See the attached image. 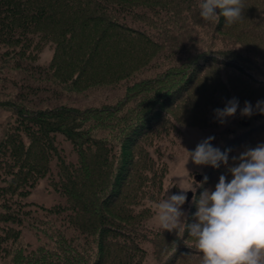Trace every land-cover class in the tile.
Listing matches in <instances>:
<instances>
[{
	"label": "trees",
	"instance_id": "1",
	"mask_svg": "<svg viewBox=\"0 0 264 264\" xmlns=\"http://www.w3.org/2000/svg\"><path fill=\"white\" fill-rule=\"evenodd\" d=\"M200 2L0 0V87L9 74L24 81L0 89V264H143L145 243L157 264H202L183 228H143L142 204L161 200L167 173L147 148L178 126L215 127L213 110L233 97L239 107L264 101V0H243L244 19L231 25L204 21ZM104 91L113 95L99 106L67 102ZM228 125L219 149H230L229 164L264 144L259 110ZM221 174L225 165L206 166L196 197ZM41 180L59 203L27 202Z\"/></svg>",
	"mask_w": 264,
	"mask_h": 264
},
{
	"label": "clouds",
	"instance_id": "2",
	"mask_svg": "<svg viewBox=\"0 0 264 264\" xmlns=\"http://www.w3.org/2000/svg\"><path fill=\"white\" fill-rule=\"evenodd\" d=\"M246 6L243 0H201L199 15L207 22H219L222 16L231 25L244 19ZM219 9L217 14L215 11ZM239 101L233 97L223 108L213 110L216 119L224 123L234 116ZM240 115L250 117L256 110L264 114V101L252 105L244 101L239 108ZM207 137L199 142L194 150H187L185 165L191 160L197 166L219 168L226 166V174H221L214 190L204 189L199 197L195 193L207 182L191 183L175 194H168L169 187L157 203V220L163 230L177 232L183 228L196 240V247L202 255V264H264V144L247 148L238 156L232 157L230 149L221 151L214 147ZM184 165V167H185ZM231 177L230 179L228 177ZM193 193L196 211L194 222L188 223L182 205L187 201V193Z\"/></svg>",
	"mask_w": 264,
	"mask_h": 264
},
{
	"label": "rangeland",
	"instance_id": "3",
	"mask_svg": "<svg viewBox=\"0 0 264 264\" xmlns=\"http://www.w3.org/2000/svg\"><path fill=\"white\" fill-rule=\"evenodd\" d=\"M51 55L52 48L49 45L44 47L38 56V60L35 66L37 67L38 65H46L50 60ZM9 75V77H6L2 80L0 87L1 91H3L4 93H16L17 91H22L21 86L22 84H24V81H22L21 76L19 74ZM102 93L103 94L101 95L93 94L92 96L87 98L72 97L67 99V102L68 104H72L79 108L99 106L102 103L108 102L112 98L111 95H113V92L111 91H104ZM239 108H243V106ZM239 108L237 110V113L234 116L226 118L224 123H220L217 120V125L215 127L208 126L206 129H197L194 127L178 126L177 128H175V132L173 131L167 136L155 139L152 144L153 146L147 148V151L150 155H152V158L155 161L160 160V163L165 165L167 168L166 176L164 180H162V197L164 196L165 191L172 185L174 186L168 190V194H175L180 191L179 188H185L188 186V184L191 183V177L188 176L186 169L196 182L200 179V176H203V171L206 166L194 165L190 159L185 165V162L187 160V153L185 149L189 151L194 150L199 142L209 136L214 137V139L211 141V144L214 147L220 148L222 144L220 140V133L221 131L229 127L230 125L228 124L240 114ZM7 117L8 113L0 109V135ZM60 145L63 148L65 155H68L70 158L71 155L69 153V146L62 142H60ZM156 149L159 151L158 154H156L155 152ZM187 197V201L184 205H182V209L186 214L190 207L193 193L189 191L187 193ZM60 201L61 199L54 192L48 189L47 181L43 180L38 183V185L31 192V195L27 199L28 203L42 205L45 207H50L54 204L59 203ZM156 205L157 203L149 204L147 202L142 204V206H144L145 208H149L151 212L150 218L143 224V228L146 231L159 232L163 230L157 220ZM137 207L139 209H136V211H139L141 209V206ZM23 239L26 243H30L32 246L36 244L35 237L32 236L31 232H27L26 230L23 231ZM143 248L146 252L143 264H157L153 259L152 247L150 246V244H143Z\"/></svg>",
	"mask_w": 264,
	"mask_h": 264
}]
</instances>
